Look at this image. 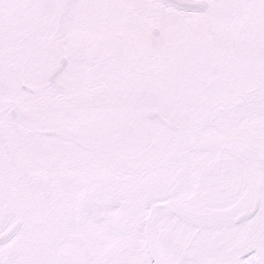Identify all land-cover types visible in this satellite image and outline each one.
<instances>
[{
    "label": "snow or ice",
    "instance_id": "1",
    "mask_svg": "<svg viewBox=\"0 0 264 264\" xmlns=\"http://www.w3.org/2000/svg\"><path fill=\"white\" fill-rule=\"evenodd\" d=\"M0 264H264V0H0Z\"/></svg>",
    "mask_w": 264,
    "mask_h": 264
}]
</instances>
